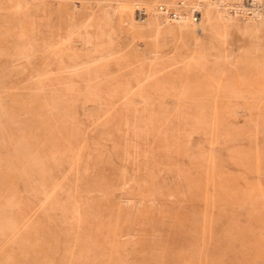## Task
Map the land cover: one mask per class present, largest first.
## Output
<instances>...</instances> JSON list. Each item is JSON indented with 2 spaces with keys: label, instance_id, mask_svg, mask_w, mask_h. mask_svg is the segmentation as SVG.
Segmentation results:
<instances>
[{
  "label": "rangeland",
  "instance_id": "1",
  "mask_svg": "<svg viewBox=\"0 0 264 264\" xmlns=\"http://www.w3.org/2000/svg\"><path fill=\"white\" fill-rule=\"evenodd\" d=\"M0 264H264V0H0Z\"/></svg>",
  "mask_w": 264,
  "mask_h": 264
}]
</instances>
